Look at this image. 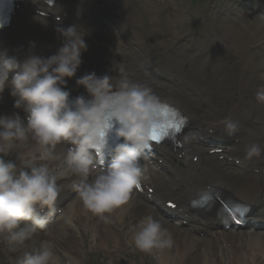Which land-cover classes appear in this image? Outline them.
I'll return each instance as SVG.
<instances>
[{"label": "clouds", "instance_id": "obj_1", "mask_svg": "<svg viewBox=\"0 0 264 264\" xmlns=\"http://www.w3.org/2000/svg\"><path fill=\"white\" fill-rule=\"evenodd\" d=\"M56 32L62 46L46 58L30 50L20 61L6 50L0 51V99L7 88L15 98L14 107L25 113L24 117L18 113L0 115V236L17 248H27V242L54 214L73 224L71 216L56 207L64 190L59 181L69 172L79 178L71 187L88 212L107 222L106 213L126 205L133 189L150 178L141 157L163 116V105L151 88L129 80L123 69L118 85L113 84L112 76L98 77L95 72L76 79L91 99H70L67 79L74 78L82 64L88 33L75 25L57 26ZM10 73H15L11 81ZM256 100L264 104V85L257 89ZM113 129L122 142L108 147ZM224 131L232 137L239 125L225 120ZM29 138L41 146L40 159H63L64 167L41 163L21 169L15 160L5 158ZM62 144L69 145L63 157L56 151ZM105 149L112 156L107 165L101 162ZM244 151L245 161L264 159L259 144L246 145ZM132 243L142 252L153 253L171 248L174 241L162 222L148 215L136 226ZM58 261L54 244L44 240L39 248L23 251L15 264Z\"/></svg>", "mask_w": 264, "mask_h": 264}, {"label": "bare ground", "instance_id": "obj_2", "mask_svg": "<svg viewBox=\"0 0 264 264\" xmlns=\"http://www.w3.org/2000/svg\"><path fill=\"white\" fill-rule=\"evenodd\" d=\"M35 1L36 0H34L33 2H35ZM67 8H69V5H67ZM229 32L232 35H234L235 37H238V36L242 37L243 36V38H245V39L254 35L253 31H249L247 33H242V32H239L237 30H230ZM127 33H128V35H131L133 38H135V36L136 37H140L141 36L139 34H136L135 32L127 31ZM41 39L42 38H40V40ZM40 40L37 39L38 43H41ZM166 42H167V40H166ZM125 43L127 45L126 41H125ZM233 45L234 44H227L226 48L229 51H232L236 55V57L238 59H240L241 56H242V62H240L237 66L234 65V64L231 65V66H227V65H224L222 63L215 66L214 72H213V76H212V79H211L212 82L216 84V87H214L215 90L223 91L222 88H220V87H222L224 85L225 80L229 81L228 78H227V75H226L227 74L226 72L228 70H230L232 73H234V80H233L234 87L230 88V92L234 91V90H237V89L241 88L242 86L249 85L250 80L253 81L254 86L259 84V83H261V82H263V80H264V77L262 76V70H261L263 68V66H264V57L259 54V49L256 48V47L247 48V45L245 43H241V42L240 43H236L235 46L232 48ZM129 50H130V52H132L134 54V58H135V57H141V56H144V55L148 54L150 49H149V46H147V45L145 47H140L137 44H135V47L134 48H130L129 47ZM114 54H116V55H114V56L108 55L106 57L109 58V59H113V58H116V59H128L130 57L129 54H126V53H124V52H122L120 50H117ZM111 62H115L116 63L115 60L111 61ZM92 64H93V61L84 60L83 63L79 67V69H81L82 72L76 73V76L74 78H72V80H74V81L71 83L69 81L71 79H67L66 78L67 79V90L70 89L72 91V89L70 87H74V88H78V89H82L83 90L84 88L82 86H77L76 79L84 76L85 74H89V73H92V72H95L98 77L99 76H103L105 74L110 75V76L113 77V84L114 85H118L120 77H121V74H122L121 71L107 73V72H103L100 69L99 65H94L93 66ZM131 64L134 65V66L137 65V67H136L137 69L142 68L140 64L138 65L134 61H132ZM117 67L121 68L120 65H117ZM128 70H129V72L123 71V74H126L127 77L129 78V80H131L134 83H138V84H140L142 86H147L148 85V82L145 81V79L142 76V74H138L136 72L135 68H133V66H130ZM142 70L147 75H150L146 68H142ZM3 96H5V97L8 96L4 100H7L8 105L14 107L15 98H13L10 94L7 95L6 93ZM170 101L176 103L177 105H179L182 108L184 113L190 114L192 116L191 117V126H192V130L194 131V133L201 132V130L198 129V126L195 123V120H196L197 116H199V113H192V112H190L189 109H185L186 104L188 103V101L183 99V98L179 99L176 96L173 99L170 98ZM1 103H2V101L0 99V105H1ZM7 110L8 109L2 110L0 112V114H5ZM22 112H23L22 109H15V111H14V113H18V114H20ZM14 113H12V114H14ZM6 114L12 115V114H9V113H6ZM24 115H25V113H24ZM200 123L206 125L208 123V121L206 119H200ZM262 144H264V143H262ZM39 147H41V146L39 145ZM20 149H21V147H17L16 149H14L13 152L15 153V150H20ZM37 150H40V149L24 150L23 153L19 156L20 159H21L23 167H19V168H21V169L22 168H26V162H25L26 158H25V156H27V159H29L30 157L35 155V152ZM194 152L196 154L200 155V160H202V156H204V153L201 152L198 149H195ZM23 155H25V156H23ZM56 165L63 167L64 166V162L63 161L61 162V160H59ZM221 165H219L220 170L225 169V173H227L229 175L231 172L228 171L223 166V164H221ZM54 166H51V167H54ZM204 173L207 175L208 179H212V178L215 177L216 180L219 179V181H217L218 183L225 184V182H224V180L222 178L223 177L222 174H218L216 171H212V170L207 171V172L204 171ZM67 178H70V177L67 176ZM238 182H241V181L239 180ZM69 184H70V182L64 183V186L67 188L68 192L73 190L72 187H69ZM171 186H173L175 188L179 187V186H176V184H174V183H171ZM63 195L64 194H62L61 197ZM66 195H68V194L66 193ZM70 198H72V197L70 196ZM73 205H74V201L72 203V206ZM78 212L87 213L88 211L83 207L82 203L79 204V202L76 203V206L73 209L69 210L70 216H72V218H74L75 223L77 224L74 227L75 230L85 228V223L84 222L78 223V217H77V213ZM141 212H146L148 215H150L149 212H151V209H145L144 207L141 208V206L135 204L134 202H128L126 205L123 206V211H122V214L126 213V216L123 217L122 215H120L121 212L116 213V215L114 217V223L113 224L116 225V226L121 227L122 228V233L124 234L126 229L128 228V225H130L136 219L140 218L139 213H141ZM128 216H129V219H127ZM84 217L85 218H89L90 216L88 214H83L82 218H84ZM161 222L169 230V232L171 234H174V232H175V238H177L176 245L174 247L169 248V249L163 250V253L170 254L171 251L173 250L174 253H175V256H176V261L181 262L180 264H182L183 262H185L188 259L196 260L197 259L196 250L192 249L190 246L187 247L185 245L186 242L188 241V238H190V236H188L187 239L186 238H179V237H181L183 235H181V236L178 235L177 231H174L173 228H171L163 220ZM195 229H197V232L205 233L203 231H199L198 227H195ZM68 231L69 230L67 229L66 233ZM70 235H71V233H70ZM132 235H133V233H131V235L129 237L130 239H132ZM261 235H262V237H259L258 239H254V241L251 238L248 239V240L251 241L252 248H253V245L255 244L256 248L258 250L262 249V254H264V234H261ZM223 238L229 240V237H227V236H224ZM43 239H50L51 242L54 245H57L58 242H59L57 240L58 238L56 239L55 237H53L50 234H35V236L32 239V241L42 242L41 240H43ZM209 242H211V241H209ZM28 245H34V244L32 242L27 244V248H24V250L28 249ZM190 245H191V242H190ZM217 248H218V244L215 243V242H212L211 249L214 250L215 253H216V249ZM201 253L202 252H200V254ZM197 255H199V254H197ZM208 257L209 258L211 257V253L209 254ZM208 257H206L207 258V264H212L213 262L210 259H208ZM258 258H264V255H259ZM249 261L253 262V261H255V258L251 257Z\"/></svg>", "mask_w": 264, "mask_h": 264}, {"label": "rangeland", "instance_id": "obj_3", "mask_svg": "<svg viewBox=\"0 0 264 264\" xmlns=\"http://www.w3.org/2000/svg\"><path fill=\"white\" fill-rule=\"evenodd\" d=\"M88 234V233H87ZM87 234L85 235V240L87 239ZM1 239V236H0ZM66 239L64 242H58L57 246H55V252L58 255L59 259L61 260L62 257L65 255V252L61 251V249L63 247L66 246ZM72 242H70L71 244ZM13 246L11 243L7 242L4 243L3 247H0V264H15L16 259L22 255L23 253V249L21 248H17V247H11ZM33 247L37 248V245H32ZM28 247H30V245H28ZM15 248L17 249V252L15 251ZM262 251V249H261ZM91 252V253H90ZM132 252V251H130ZM102 253L101 249H97L96 247H94L93 250H85V255L84 257V262L81 264H110V254L109 253ZM98 256V257H97ZM120 258H124V256H120ZM227 256H224L223 259H226ZM62 264H68V260H61ZM227 264H233L230 263L229 260H226ZM125 264H159V263H153V262H143V260L138 257V253L134 254L132 252L131 257H129L128 259H125ZM189 264V263H187ZM196 264V263H195ZM197 264H204L202 262V260H199V262ZM238 264V263H236Z\"/></svg>", "mask_w": 264, "mask_h": 264}, {"label": "snow or ice", "instance_id": "obj_4", "mask_svg": "<svg viewBox=\"0 0 264 264\" xmlns=\"http://www.w3.org/2000/svg\"><path fill=\"white\" fill-rule=\"evenodd\" d=\"M163 110L165 112L169 111L167 106H163ZM182 123H183V121L180 122V124H182ZM170 127H173L174 131H177V132L180 131V125H175V126H170ZM151 140H153V141L157 140V137L154 133L151 135ZM201 201H193V206L204 207V206L208 205L212 201V196L210 194H203L201 197ZM246 207L247 206H243V205H229L228 206V208L233 213H235L236 218H239V216L244 214Z\"/></svg>", "mask_w": 264, "mask_h": 264}]
</instances>
